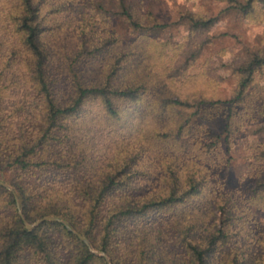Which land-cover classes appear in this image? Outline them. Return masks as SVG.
I'll return each instance as SVG.
<instances>
[{
  "label": "trees",
  "instance_id": "trees-1",
  "mask_svg": "<svg viewBox=\"0 0 264 264\" xmlns=\"http://www.w3.org/2000/svg\"><path fill=\"white\" fill-rule=\"evenodd\" d=\"M220 1L242 14L264 9V0ZM138 3L0 0V174L11 188L0 186V264H264V238L233 233L225 196L214 197L209 224L179 211L207 175L183 151L202 102L160 88L138 52L116 46L112 20L137 34L167 27L137 15ZM211 24L189 20L188 31ZM261 67L264 45L233 67L232 101ZM257 114L264 130V103ZM257 157L252 196L264 195V149ZM44 216L70 231L25 229Z\"/></svg>",
  "mask_w": 264,
  "mask_h": 264
},
{
  "label": "rangeland",
  "instance_id": "rangeland-1",
  "mask_svg": "<svg viewBox=\"0 0 264 264\" xmlns=\"http://www.w3.org/2000/svg\"><path fill=\"white\" fill-rule=\"evenodd\" d=\"M136 5L137 15L149 11L167 27L160 34H137L112 20L116 46L138 52L142 64L167 83L160 88L175 87L185 98L202 102L190 119L183 151L202 163L207 175L199 198L179 211L189 221L198 214L209 224L213 199L223 195L230 200L233 233L264 238V195L249 192L251 173L261 167L255 160L264 149L262 116L257 114L264 103V67L253 75L241 102L232 101L237 83L233 67L264 45V9L254 5L242 14L220 0H140ZM199 18L212 21L209 29L189 32V20ZM176 115L181 113L172 114L170 122ZM7 180V174H0L9 186Z\"/></svg>",
  "mask_w": 264,
  "mask_h": 264
},
{
  "label": "water",
  "instance_id": "water-1",
  "mask_svg": "<svg viewBox=\"0 0 264 264\" xmlns=\"http://www.w3.org/2000/svg\"><path fill=\"white\" fill-rule=\"evenodd\" d=\"M0 186L5 188L6 190L8 191H11V188L7 185H5L3 182L0 181ZM14 200H15V206H16V209L18 210V214L19 216L22 218L21 216V213L19 211V208H18V204H17V201H16V198L14 196ZM42 222H55V223H60L62 224L68 231H70V228L68 227L67 223H65L64 221H62L61 219L57 218V217H53V216H44L42 217L41 219L35 221L34 223L32 224H26L24 223V227L25 229L27 230H30V229H33L34 227H36L37 225H39L40 223ZM77 238L88 248V250L93 253L94 255H97V256H101V257H105V255L102 253V252H97V251H94L91 246L89 245V243L87 242V240L85 238H83L82 236H80L79 234H76L74 233Z\"/></svg>",
  "mask_w": 264,
  "mask_h": 264
}]
</instances>
